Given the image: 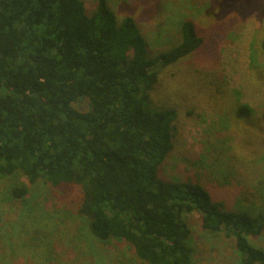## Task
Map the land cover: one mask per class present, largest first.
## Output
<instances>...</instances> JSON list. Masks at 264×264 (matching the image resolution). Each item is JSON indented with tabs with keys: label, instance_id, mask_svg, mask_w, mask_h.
<instances>
[{
	"label": "trees",
	"instance_id": "1",
	"mask_svg": "<svg viewBox=\"0 0 264 264\" xmlns=\"http://www.w3.org/2000/svg\"><path fill=\"white\" fill-rule=\"evenodd\" d=\"M179 33L155 53L135 16L119 17L110 0H0V181L23 202L20 178L76 189L94 245L124 244L141 264L195 263L192 212L204 232L237 240L240 264H264L249 241L264 232V206L231 207L187 169L183 179L164 174L179 113L153 97L163 71L206 40L191 19ZM235 116L259 122L241 103Z\"/></svg>",
	"mask_w": 264,
	"mask_h": 264
},
{
	"label": "rangeland",
	"instance_id": "2",
	"mask_svg": "<svg viewBox=\"0 0 264 264\" xmlns=\"http://www.w3.org/2000/svg\"><path fill=\"white\" fill-rule=\"evenodd\" d=\"M86 2L91 8L96 0ZM110 4L119 17L135 16L155 53L179 42L184 19L193 20L206 39L196 55L163 71L153 97L158 109L179 113L180 140L166 160L165 176L183 179L187 169L190 175L201 174L204 185L231 207L243 201L263 208L264 0H110ZM214 87H220L221 96L215 95ZM240 103L250 107L259 122L238 120ZM18 181L30 189L25 202L12 200L10 181H0V264H141L124 244L94 245L77 214L76 189ZM185 217L194 231V264H240L234 237L204 232L196 213ZM249 241L264 250V232Z\"/></svg>",
	"mask_w": 264,
	"mask_h": 264
}]
</instances>
